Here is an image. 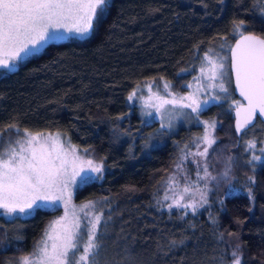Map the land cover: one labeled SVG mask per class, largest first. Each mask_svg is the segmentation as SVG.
I'll use <instances>...</instances> for the list:
<instances>
[{"label":"trees","instance_id":"trees-1","mask_svg":"<svg viewBox=\"0 0 264 264\" xmlns=\"http://www.w3.org/2000/svg\"><path fill=\"white\" fill-rule=\"evenodd\" d=\"M245 33L264 39L257 0H110L87 38L47 44L0 74V130L15 124L30 133H56L102 164V177L74 197L102 206L101 264H129L130 258L133 264H230L237 242L241 264H264V164L251 167L243 153L245 141L261 144L264 125L257 120L238 137L234 107L205 111L204 118L218 123L213 150L235 164L238 186L247 185L251 198L239 193L214 198L195 214L167 212L153 194L196 131L145 124L128 100L145 82L179 88L201 55L231 47ZM58 214L41 209L26 219L0 216V264L31 254Z\"/></svg>","mask_w":264,"mask_h":264},{"label":"snow or ice","instance_id":"snow-or-ice-1","mask_svg":"<svg viewBox=\"0 0 264 264\" xmlns=\"http://www.w3.org/2000/svg\"><path fill=\"white\" fill-rule=\"evenodd\" d=\"M257 2L261 5V11H264V0H257ZM108 7L109 0H0V53H2L0 68L10 71L12 62L38 52L42 43H46L54 35L50 30L64 29L81 37L87 36L92 32L94 22H102ZM241 25L243 21H240L236 28L238 29ZM244 40L252 43L239 56H235V70L237 86L248 103L246 108L238 105L237 116L241 115V111L244 112V116L242 121L237 120L236 132L247 135V131H252L256 127L253 122L257 120V113L260 122H264V39L245 36ZM237 47L239 48V45ZM208 65L207 71L210 73L208 79L216 80L218 74H222L220 70L224 65L213 62L211 59H208ZM204 71L205 69L201 68V72ZM168 88L169 84L165 83L164 89L167 91ZM219 88L222 92L228 91L223 83L219 85ZM167 95L171 96V93L168 92ZM134 97H136L135 91L129 95L128 99L131 101ZM158 98L161 101L158 110L166 104H177L175 98L166 99L163 96ZM180 106L191 108L197 113L201 111L200 106L195 102ZM169 126L170 124L161 125L162 128ZM214 127V122L208 124L209 129ZM21 133L23 134L20 135ZM43 136V133L32 134L27 129L21 130L15 124L5 125L0 130V147L3 148L0 151V209H4L8 215L34 214L41 210L42 206L37 201L49 202V194L59 192L61 195L50 201L55 204L56 200L62 198V193L68 185L74 183L77 169L73 167L69 174L65 160L59 156L55 159L45 156L42 152L43 144L52 137L49 134L41 140ZM58 136L59 134L57 138ZM198 139L203 140L208 147L215 143V138L210 134ZM260 142L264 144V140ZM245 143L247 149L257 150L256 139L247 140ZM70 151L73 160L78 159L75 149L70 147ZM258 151L264 153V147H260ZM197 155L207 159V148L198 152ZM57 160L60 161L58 164ZM261 160L262 156L253 152L248 162L251 164L253 161ZM88 163L91 166V172L99 174L103 171L101 164L93 165L90 160ZM204 171L207 177L209 174L206 166ZM223 175L227 177L228 171H225ZM83 179H91V177ZM212 179L216 178L212 177ZM249 180L254 183V176L249 177ZM188 191L187 187L183 188L176 194L178 198L165 195V200L172 199V203L167 205L169 211L177 207L191 209L195 214L197 207H202L203 203H206L203 192H201L199 205L191 199L190 202L181 203L184 200L183 194ZM249 196L251 198V189H249ZM67 204L68 201L65 200L66 215L53 221L44 233L45 239L41 240L36 250L31 255L19 257L16 264H101L103 227H106V221L102 227L104 217L102 206L98 207L96 202H88L81 205L79 210L74 208L69 222ZM220 238L223 239V234ZM48 240L53 241L51 245L47 243ZM175 243L176 241H172L173 245ZM242 255L241 244L234 243L231 264H241ZM129 264H133L131 258Z\"/></svg>","mask_w":264,"mask_h":264},{"label":"rangeland","instance_id":"rangeland-1","mask_svg":"<svg viewBox=\"0 0 264 264\" xmlns=\"http://www.w3.org/2000/svg\"><path fill=\"white\" fill-rule=\"evenodd\" d=\"M50 31L54 33L52 38H50L46 43H42V45L39 47V51L34 52V54H38L39 52H41L47 44L65 42L70 39L81 40L87 38L91 34L90 33L87 36L81 37L74 32H67L64 29H60L59 31ZM240 31L241 28L239 29V32ZM229 48L230 45H224L219 49L208 51L207 53L201 55L192 73L185 81L180 84L179 88H176L173 83L165 80L145 82L134 90L136 92V97H134L131 101L128 99L130 103L138 107L142 120L145 124L155 122L157 123L160 130H165L168 132L175 131L180 127L185 130L196 131V133L191 135L183 144L176 164L174 165L170 173L159 183L153 194L156 203L161 207V209L167 212L177 211L181 213H192L191 209H182L177 207H173L171 211H169L167 205L172 203V199L165 200L164 198L165 195L178 198L176 194L180 193L185 187H187L189 191L183 194L184 200L181 201V203L190 202L191 199L195 200L197 205H199L201 203V192H203L204 196L206 197V203H203L202 207L198 206L196 212L209 208L211 205V201L214 200V198L220 199L225 196L239 193L249 195L247 185H245V189L238 186L242 184V180L240 181V179L238 178L236 167H234L235 164H233L231 161H227V158L225 159L224 157H219V155L216 154V152L213 150L214 144H212L211 147H208L203 142V140L198 139L206 134H210L213 138H215L214 134L218 123L215 120L204 118L202 114L205 111L213 106L222 105L225 107L230 105L233 108L239 103V101L232 99L231 96L232 82L229 71ZM0 55H2V53H0ZM28 56H23V58H26ZM22 59L12 62L10 71L14 70ZM208 59H211L216 63H222L224 65L223 69L220 70V73L222 74H218V78L216 80L208 79V76L210 75V73L207 71V68L209 67ZM201 68H204L205 71L201 72ZM10 71L8 69L0 68V74L8 73ZM165 83L169 84V88L167 89V91L164 89ZM221 83H223L224 86L228 89L227 92L220 91L219 85ZM168 92L171 93V96L167 95ZM160 96H163L166 99L175 98L177 104H166L158 110V106L161 104V101L158 98ZM181 97H185L186 99L181 100ZM193 102H195V104H198L201 108V111H199L198 113L193 112L191 108L180 106L182 104H191ZM205 122L208 123L206 124ZM213 122L215 124L214 129H209L208 124H211ZM162 124H170V126L162 128ZM22 134L23 133H21L20 135ZM43 134L44 136L41 137V140L48 137L49 134L52 137L51 140L43 144V154L45 156H50L52 159H55L57 156H59L61 159L65 160L69 174H71L73 167L77 169V175L74 178V183L68 185V187L62 193V198L56 200L55 204L51 203L50 201L52 199H55L56 196H60L61 193L59 192L50 193L49 202L37 201L38 203H41V209L50 212H59L58 215L54 216L50 220L49 224L46 227V229H48L49 225L53 221L66 215V209L64 206L65 200L68 201V221H71L72 210L74 208L79 210V207L81 205L88 203L87 201L76 202L74 200L76 191L89 182L99 180L103 175V171L99 174L91 172V166L88 163L89 160L92 161L93 165L101 163L93 160L82 150L70 144L65 138L61 136H58L57 138L56 133ZM36 147H39V145H36ZM70 147L75 149V155L76 157H78V159L73 160ZM260 147H264V144H260L259 146L257 145V150H249L247 149L245 143L243 153L246 155L248 165L253 168H257L259 165L264 164V153H260L258 151ZM204 148H207V159L197 155V153L203 151ZM2 150L3 148L0 147V151ZM253 152H255L256 155L262 156V160L253 161L250 164L248 161L251 159V155ZM66 153L67 155H65ZM59 162V160L56 161L57 164ZM205 166L207 167V173L209 174L207 177L204 171ZM225 171H228L227 177L223 175ZM84 177H91V179H83ZM212 177H215L216 179H212ZM34 214L28 215L16 213L14 215H8L5 213L4 209H0V216H3L6 219H26L33 216ZM57 229L59 230V226H57ZM44 233L35 244L32 253L36 250L37 245L40 244L41 240L45 239ZM52 242V240L47 241L49 245H51Z\"/></svg>","mask_w":264,"mask_h":264},{"label":"water","instance_id":"water-1","mask_svg":"<svg viewBox=\"0 0 264 264\" xmlns=\"http://www.w3.org/2000/svg\"><path fill=\"white\" fill-rule=\"evenodd\" d=\"M245 36H255V37L261 38L260 36H257V35L251 34V33L242 34L234 40L233 44L231 45V47L229 49V70H230V75H231L232 88H233L234 95L239 100V103L236 105V107H234V109L232 111L233 125H234L235 131H236L237 120L242 121L243 116H244L243 111H241L240 116H237L238 105H243L246 108L247 103H248L247 100H245L244 96L241 95L240 88L237 86L236 70H235V63H236L235 56H239L252 43L251 41L244 40ZM261 39H263V38H261ZM237 45H239V48L237 47ZM257 120L260 121V117H259L258 113H257ZM256 121H254L253 123L255 124ZM261 123L264 125V122H261ZM249 127H251V126H249ZM236 134L239 137L243 133H237L236 132Z\"/></svg>","mask_w":264,"mask_h":264}]
</instances>
